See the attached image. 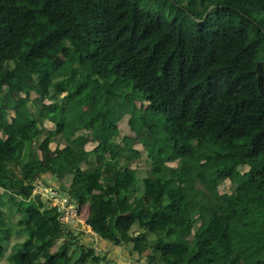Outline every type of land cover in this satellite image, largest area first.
<instances>
[{"label":"trees","instance_id":"obj_1","mask_svg":"<svg viewBox=\"0 0 264 264\" xmlns=\"http://www.w3.org/2000/svg\"><path fill=\"white\" fill-rule=\"evenodd\" d=\"M124 116L148 132L144 177L114 144ZM46 176L148 264H264V0H0V189L19 215L13 231L0 208V260L110 264L32 196Z\"/></svg>","mask_w":264,"mask_h":264},{"label":"rangeland","instance_id":"obj_2","mask_svg":"<svg viewBox=\"0 0 264 264\" xmlns=\"http://www.w3.org/2000/svg\"><path fill=\"white\" fill-rule=\"evenodd\" d=\"M64 55L66 54V50L63 53ZM50 60L52 62H55V58L54 55L50 56ZM20 85L19 84H12L8 87V91L9 93H11L13 95L14 98H18V97H23L25 100H27L28 102L31 100H34L37 96L32 93V91L30 90V92H27L26 94L20 92ZM32 86H34V83L30 81V85L29 87L32 88ZM137 106H139V103H137ZM12 111H9V114H11ZM128 120L129 117L128 116H124L118 123V129H119V136L117 137V139L114 141V144L117 146L118 148V152L120 154V157L123 159L125 156L131 157L132 159L131 161V166L135 169H137L138 175L139 177H144L146 175V172L148 170V158H147V138H148V132L145 128H142L140 126V124L137 122H134V129H130L129 125H128ZM82 142V144H84L85 148L90 151L92 149H94L95 146L98 145L99 141L97 140V134L91 133V135H87L85 137H83L80 140V143ZM50 147L53 149L57 148V144H51ZM160 157V156H159ZM160 164L162 166H165L166 168H169V170L171 169V167H175L176 163H172V162H166V160H163V158L160 157ZM247 170V167H244L242 169V172ZM186 185V184H185ZM218 190L220 193L224 194H229L230 193V182L228 180H226L222 185H220L218 187ZM2 194L3 192L0 191V208H1V213H4L5 215H7V217L10 218V225L13 229V231H16L15 227L13 226V224L16 223L17 218L19 217V215H17L15 213V215L12 216V214L8 213V209L12 208V204L10 202H7L6 198H2ZM44 203H46L49 207L50 204L45 201L44 199H41ZM14 208V207H13ZM16 211V208L13 209ZM86 229V227H85ZM6 244H5V252H4V256L7 255V253L9 252V248L16 242H21L23 240V237H16V236H7L6 237ZM62 239L57 242V244L61 243ZM56 244V245H57ZM126 247H130L129 245ZM55 249V247L53 248V250ZM52 250V251H53ZM108 253L105 254V256H107ZM143 257L140 256H136V261H142ZM144 264H148V261H146L145 259L143 260ZM1 264H6L5 262V257H3L0 260Z\"/></svg>","mask_w":264,"mask_h":264},{"label":"crops","instance_id":"obj_3","mask_svg":"<svg viewBox=\"0 0 264 264\" xmlns=\"http://www.w3.org/2000/svg\"><path fill=\"white\" fill-rule=\"evenodd\" d=\"M13 116V112H11V114H8L7 118H6V121L9 123L10 122V119L11 117ZM43 127L48 130V131H53L55 129V126L52 124V123H49V122H45L43 124ZM51 144H54L56 145L55 142L51 143ZM50 144V145H51ZM81 146L83 147V149L85 151H88L84 144H82V142L80 143ZM60 149L63 147V145H60L58 146ZM97 146L94 147V149L96 148ZM56 149V148H55ZM55 149L52 150V148L49 146V150L51 152H53ZM93 150V149H92ZM90 150V151H92ZM40 157L42 158V155L40 154ZM69 178V177H68ZM67 177L64 179V183L68 184L69 183V179ZM47 183H49L51 186H58L59 183L54 180L52 177L50 176H46L43 178ZM1 192H3L1 189H0ZM83 212H84V216L88 217V214H89V208H88V205H85V207L83 208ZM33 226L35 228H43L45 226L44 223H42V221H38V222H34L32 223ZM76 227H73L78 235V241L80 243V245L84 246V247H89V248H92L94 249L95 251L97 252H100V253H103V254H107V259L109 260L108 262L110 264H144V259L145 257L143 256H140V257H143L142 261H136V256H139L138 254H135V253H132L130 252V249H131V245H129L130 247H126V246H121V247H112L109 243L105 242V241H102L92 230L91 228L85 224L86 226V229L84 228V225L83 224H76L74 225ZM61 240V239H60ZM60 240H58L57 242H59ZM56 242V243H57ZM55 246L51 247L50 250L52 251L53 248ZM29 249H34V246L33 245H29L28 247Z\"/></svg>","mask_w":264,"mask_h":264},{"label":"built area","instance_id":"obj_4","mask_svg":"<svg viewBox=\"0 0 264 264\" xmlns=\"http://www.w3.org/2000/svg\"><path fill=\"white\" fill-rule=\"evenodd\" d=\"M32 196L44 199L59 213V221L64 228H68L71 222L80 223L85 226L86 217L82 208L74 203L67 195L62 194L57 188L35 179L32 184Z\"/></svg>","mask_w":264,"mask_h":264},{"label":"bare ground","instance_id":"obj_5","mask_svg":"<svg viewBox=\"0 0 264 264\" xmlns=\"http://www.w3.org/2000/svg\"><path fill=\"white\" fill-rule=\"evenodd\" d=\"M42 181H44V180H42ZM45 182V181H44ZM45 183H47V182H45ZM47 184H49V183H47ZM50 185V184H49ZM59 190V189H58ZM71 224H78V223H74V222H71L69 225H71Z\"/></svg>","mask_w":264,"mask_h":264}]
</instances>
